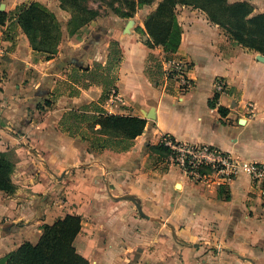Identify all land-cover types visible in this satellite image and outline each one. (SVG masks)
<instances>
[{"label": "crops", "instance_id": "obj_1", "mask_svg": "<svg viewBox=\"0 0 264 264\" xmlns=\"http://www.w3.org/2000/svg\"><path fill=\"white\" fill-rule=\"evenodd\" d=\"M32 2L70 18L47 0H0L6 14L0 25V156L12 155L15 186L12 195L0 192V260L24 243L35 245L43 226L71 215L81 219L73 245L88 264H264V185L244 172L231 180L210 175L197 184L159 149L171 137L215 148L237 163H264V55L229 39L202 11L177 7L182 32L173 57L190 65L192 82L179 93L164 77L155 86L145 74L149 57L163 56L160 47L116 29L99 36L98 23L72 36L64 24L53 56L34 52L22 29L10 26L17 9ZM228 2H247L252 15L264 13L251 0ZM111 41L122 53L115 92L123 103L110 111L106 97L100 107L146 121L123 153L92 151L59 129L65 113L100 100L101 87L80 89L69 76L104 66ZM217 80L225 85L219 95ZM71 90L79 94L70 96Z\"/></svg>", "mask_w": 264, "mask_h": 264}, {"label": "trees", "instance_id": "obj_2", "mask_svg": "<svg viewBox=\"0 0 264 264\" xmlns=\"http://www.w3.org/2000/svg\"><path fill=\"white\" fill-rule=\"evenodd\" d=\"M154 0L126 1L128 11H134V5H149ZM60 9L70 14L71 20L77 22V28L72 35L79 34V29L92 21L96 15L84 8L79 0H60ZM180 6H191L202 11L207 19L227 33V37L241 47L264 55V13L252 15L253 7L247 2L229 3L228 0H162L144 23L148 35L147 46L151 49L160 47L165 59L174 56L181 39V27L177 21L176 9ZM76 10L82 17L76 16ZM128 16V15H127ZM6 14L0 13V25L5 24ZM18 26L34 52L50 58L56 52L60 42V29L52 13L32 2L26 7L17 9L15 20L10 25ZM122 61L119 45L111 41L108 56L104 66L95 63L91 69L75 70L69 76V81L80 89L90 86L102 88V96L98 103H93L65 113L59 121L61 132L71 136H79L86 141L89 149L95 152L112 151L127 152L136 137L142 134L146 121L133 116L114 115L106 113L100 105L111 90L115 91L117 81L116 70ZM149 65L145 74L151 83L158 85V79L163 77L162 68L157 59L149 57ZM170 84H172L171 81ZM79 90H71L70 96H77ZM46 101L45 106L49 107ZM211 108L214 101L209 102ZM173 143L174 139L168 137ZM159 149L166 154L169 149L161 144ZM13 163L6 156H0V192L12 195L15 186L11 175ZM81 230V219L68 215L57 220L52 225L42 227V234L35 245L24 243L0 260V264H88L79 255L73 242Z\"/></svg>", "mask_w": 264, "mask_h": 264}, {"label": "built area", "instance_id": "obj_3", "mask_svg": "<svg viewBox=\"0 0 264 264\" xmlns=\"http://www.w3.org/2000/svg\"><path fill=\"white\" fill-rule=\"evenodd\" d=\"M163 77L171 81L179 93L187 92L192 87L188 78L190 65L172 57L158 59ZM221 80L215 82L216 95L224 91ZM116 94L114 90H111ZM117 99V96H114ZM247 113H252V105H247ZM162 144L169 149L168 162L178 167L183 174L197 184L209 182L210 175H219L226 180L236 178L241 172L246 173L253 183L264 185V163H237L230 155L209 146H192L173 143L168 137L162 139Z\"/></svg>", "mask_w": 264, "mask_h": 264}, {"label": "rangeland", "instance_id": "obj_4", "mask_svg": "<svg viewBox=\"0 0 264 264\" xmlns=\"http://www.w3.org/2000/svg\"><path fill=\"white\" fill-rule=\"evenodd\" d=\"M80 4L86 8L89 12L96 15V17L84 25L83 27L87 25H94L95 23H98V34L99 36H104L107 34V31H110L112 29H116L117 32H119L122 35H129V34H135L140 39L143 40V43H147V37H145V28L144 23L146 19L152 14V12L156 9L158 3H160L162 0H154L153 3L149 5H134V11L131 13L128 11V5L126 1H135L136 0H79ZM253 5L256 6L257 10L264 11V0H251ZM37 3V2H35ZM47 3L55 8L60 9V0H47ZM41 7H43L40 3ZM252 5V4H250ZM153 6L155 7L153 10ZM149 7V8H146ZM188 7V6H185ZM191 7V6H190ZM253 7V6H252ZM44 8V7H43ZM192 8V7H191ZM152 9V10H151ZM61 10V9H60ZM151 10V11H150ZM63 11V10H61ZM66 12V11H63ZM52 13V12H50ZM69 17L70 14L66 12ZM53 14V13H52ZM54 15V14H53ZM128 15V16H127ZM76 16L82 17V13L76 10ZM55 20L59 26L60 29V42H61V36H62V25L65 24V30L66 32L71 36L70 33L74 32L77 28V22H74L71 20V18H66L64 15V18L61 16H55ZM67 19V20H66ZM129 24V26H128ZM223 34H227L223 28H220ZM104 35H100L103 34ZM143 36L145 38H143ZM227 36V35H226ZM56 53V52H55ZM167 85H171L170 82H168L166 79ZM158 84H162L161 79H158ZM177 89V88H176ZM178 90V89H177ZM179 92V90H178ZM114 96H117V99L114 98ZM123 99L121 95L118 93L114 94V92L110 91L107 95V101L104 103V106H108L110 111H116L118 108H121ZM7 161L13 163V157L12 155H5ZM4 194V193H3ZM6 195V194H5ZM8 196V195H7Z\"/></svg>", "mask_w": 264, "mask_h": 264}, {"label": "water", "instance_id": "obj_5", "mask_svg": "<svg viewBox=\"0 0 264 264\" xmlns=\"http://www.w3.org/2000/svg\"><path fill=\"white\" fill-rule=\"evenodd\" d=\"M128 26H129V24H128ZM258 58H259V59H263L261 56H258Z\"/></svg>", "mask_w": 264, "mask_h": 264}]
</instances>
